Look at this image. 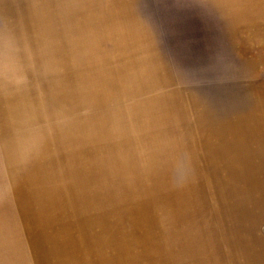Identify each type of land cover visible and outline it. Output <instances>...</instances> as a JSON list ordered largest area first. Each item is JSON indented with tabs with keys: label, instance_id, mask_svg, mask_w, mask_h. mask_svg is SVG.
Segmentation results:
<instances>
[{
	"label": "rangeland",
	"instance_id": "rangeland-1",
	"mask_svg": "<svg viewBox=\"0 0 264 264\" xmlns=\"http://www.w3.org/2000/svg\"><path fill=\"white\" fill-rule=\"evenodd\" d=\"M0 264H264V0H0Z\"/></svg>",
	"mask_w": 264,
	"mask_h": 264
}]
</instances>
